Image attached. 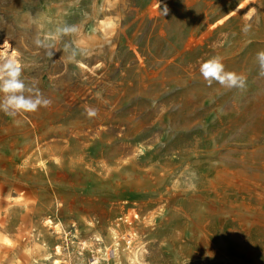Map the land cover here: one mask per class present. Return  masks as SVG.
Returning a JSON list of instances; mask_svg holds the SVG:
<instances>
[{
	"label": "rangeland",
	"instance_id": "374dc122",
	"mask_svg": "<svg viewBox=\"0 0 264 264\" xmlns=\"http://www.w3.org/2000/svg\"><path fill=\"white\" fill-rule=\"evenodd\" d=\"M261 50L264 0H0V57L52 101L0 112V264H264Z\"/></svg>",
	"mask_w": 264,
	"mask_h": 264
},
{
	"label": "clouds",
	"instance_id": "9594fccd",
	"mask_svg": "<svg viewBox=\"0 0 264 264\" xmlns=\"http://www.w3.org/2000/svg\"><path fill=\"white\" fill-rule=\"evenodd\" d=\"M167 9H165V12ZM76 26L58 27L54 33L41 39L37 36L34 44L38 48L46 49V54L53 57L55 52L53 45L48 43L49 39L59 40L61 37L77 32ZM251 30V24H245L241 31L247 34ZM64 52L68 53V60L79 63L76 59L82 54V50L73 48L71 44H64ZM256 61L259 68V76L264 77V50L256 53ZM24 66L16 56L0 57V112L10 116L17 117L21 114L34 113L41 107H49L52 101L46 98L36 81L28 82L23 77ZM199 72L209 87L217 83L227 90L237 89L245 90L247 87V77L243 74L229 71L226 69L222 58L212 56L199 65ZM89 117L97 115V111L92 108L86 109ZM19 121H17L18 123Z\"/></svg>",
	"mask_w": 264,
	"mask_h": 264
},
{
	"label": "bare ground",
	"instance_id": "6f19581e",
	"mask_svg": "<svg viewBox=\"0 0 264 264\" xmlns=\"http://www.w3.org/2000/svg\"><path fill=\"white\" fill-rule=\"evenodd\" d=\"M91 260V259H90ZM97 261V260H96ZM96 264V263H95Z\"/></svg>",
	"mask_w": 264,
	"mask_h": 264
}]
</instances>
